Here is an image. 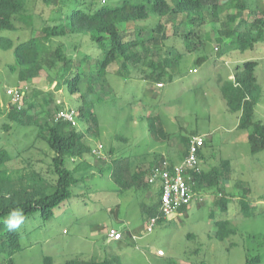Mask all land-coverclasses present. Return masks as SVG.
I'll return each instance as SVG.
<instances>
[{"label": "rangeland", "instance_id": "374dc122", "mask_svg": "<svg viewBox=\"0 0 264 264\" xmlns=\"http://www.w3.org/2000/svg\"><path fill=\"white\" fill-rule=\"evenodd\" d=\"M99 1L111 5L122 2ZM260 1L264 5V0ZM27 2L26 14L32 16L29 29L15 34L0 30V37L42 35L41 29L50 22L53 9L44 0ZM219 3L222 10L218 20L209 18L203 24L183 25L178 30L179 21L186 19L184 14L150 17L120 26L126 40L142 37L151 48L154 41L150 40V29L164 27L160 35H167L163 41L170 46L172 62L161 82L144 76L153 71L151 60L157 66L166 56L164 44L157 55L150 54L137 65H109L105 76L99 78L104 52L88 33L50 39L46 57L50 58L55 47H63L73 59L71 76L83 73V97L69 93L62 79L63 70L57 65L46 66L40 74L21 80L18 71L10 68L15 62L13 50L0 44V148L11 156L4 166L7 178L0 179V196L20 197L35 188L47 192L55 189V153L40 133L47 132L58 110H77L84 98L93 106L99 123L95 126L91 121L78 120L76 128L85 135L84 145L99 150L101 155L85 152L83 158H78L67 154L66 166L70 169H77L82 159L81 167L89 166L74 171L80 181L72 186V195L54 208L50 219H43L39 212L24 219L18 228L20 247L13 254L16 264H47L46 258L52 259L51 264H65L68 260L99 261L106 257L112 264H246L256 255H261V262L256 264H264V150L252 152L248 136L253 128L239 127L241 112L230 110L222 95V87L234 78L235 68L244 61L256 60L261 96L253 119L264 124V34L244 49L234 40L235 33L218 41L222 29L242 33L247 27L248 11L255 9V0H247L243 13L233 7L232 0ZM192 31L199 33V37L193 34L192 40H200L201 46L188 52L187 40L176 34ZM179 52L183 56L176 63ZM12 87L25 91L20 101L25 109L22 116L32 117L38 124L19 122V114L13 110L17 102L8 92ZM153 122L158 131L152 129ZM196 134L205 139L202 169L220 170V194L217 187L204 184L191 204L169 218L159 219L148 231L159 186L147 182L121 188L111 177L114 161L128 157L134 170L142 167L149 171L160 157L180 160L187 148L181 138ZM223 160L228 161V167ZM217 196L227 204L226 209L217 204ZM226 219L236 232L221 240L215 236L216 222ZM111 228L123 232V238L110 241ZM0 264H7L3 252Z\"/></svg>", "mask_w": 264, "mask_h": 264}, {"label": "trees", "instance_id": "16d2710c", "mask_svg": "<svg viewBox=\"0 0 264 264\" xmlns=\"http://www.w3.org/2000/svg\"><path fill=\"white\" fill-rule=\"evenodd\" d=\"M27 1L0 0V30H10L15 34L16 32L29 29L32 25V16L26 14ZM44 2L53 9V16L50 22L42 27L41 36L27 38H19L16 35L13 37H0V44L5 49L13 50L15 62L10 65V68L14 72L18 71L21 80H27L30 76L33 77L40 74L41 70L45 69L46 66L55 67L57 65L60 66V70H63L62 79L67 84V89L71 94H80L82 91L83 73L79 71L71 76V70L74 67L73 59L65 54L62 46L55 47L49 54L50 58L46 57V54L50 50L47 49V42L53 37L88 33L90 39L96 42L104 52V58L100 61L101 70L97 74L99 78L105 76L109 65L117 62L122 67H125L129 62L137 65L148 55H157L164 44L166 56L157 66H154V62L151 60L149 65L153 68V71L144 76V78L156 79L157 82H161V77L169 71L172 62L169 59L172 55L168 49L170 46L163 41L167 35L165 32L160 35L164 27L158 25L150 29V34H152L150 40L154 41L153 48H151L145 44L142 37L126 40L121 33L120 26L146 21L150 17L156 19L167 15L184 14L186 19L179 21V25L176 28L178 30L183 25L203 24L209 18L211 21L218 20L219 12L222 10L219 0H122L117 5H111L109 1L108 3L98 2V0H44ZM231 4L237 8L238 12L242 13L248 7L247 0H232ZM93 5L96 6L92 9ZM253 5L255 9L248 11L247 27L242 33L237 32L236 29L234 31H231L232 29H222L219 32L217 40L222 41V38L226 35L233 37L235 33L236 39L234 40L241 42V48L244 49L247 44L252 43L253 45L257 40L261 39L264 34V5L260 0H255ZM153 31H158V33H151ZM195 33V31H192L188 34L184 32L176 34L183 36L187 40L186 51L188 52H192L201 46L200 40H192V35ZM196 35L199 37V33H196ZM249 38L251 41H248ZM176 55L175 61L177 63L178 59L183 56V53L179 52ZM256 65V60L244 61L241 67L235 68L233 72L234 78L222 87V95L230 110L241 112L239 127L250 126L253 128L248 136L253 153L264 150V124L256 122L253 119L254 107L261 96V89L255 75ZM83 95L84 93L80 94L81 97ZM92 109L93 106L83 98L82 104L77 108V121L81 119L85 122L91 121L95 126L99 125L98 119ZM13 110L19 114L17 118L21 124L25 125L31 122L38 124L34 118L29 117L26 119V117L22 116L25 115V109L22 107H16ZM151 125L152 129L156 131V124L153 122ZM5 128L8 130L9 126ZM40 135L55 153L52 157L54 172L57 176L55 189L47 192L44 188H35L31 194L25 196H0V230H2L0 235V252H3L7 258V264H16L13 254L20 247L18 229L10 230L4 224V220L8 218L9 213L16 208H20L25 218H28L34 212H39L43 219H50L53 216L54 208L72 195V186L80 181L74 175V171L80 169L83 159L77 169H70L66 166V159H69L67 154H71L70 157L74 156L78 158H83L85 152L95 154L89 145H84V133L78 131L69 122L63 120L55 121L47 126V132L44 135L42 133ZM181 139L188 146L190 137L183 136ZM203 148L204 146L199 151V157L202 161L204 158ZM186 154L187 148L182 152L180 160ZM165 159L167 158L160 157L154 166L161 164ZM10 160L11 156L8 151L5 148H0V179L7 178V170H4V166ZM167 161L171 165L175 163L172 158L167 159ZM223 165L228 167V161L223 160ZM150 170L146 171L142 167L134 170L130 159L128 157H121L114 161L111 177L121 188H128L133 184L142 186L147 182L149 183L148 174ZM219 174L220 170L217 167L208 171L202 169L201 173L195 174V189L199 190L204 184H207L210 187H217L219 193ZM160 196L161 192L158 190L156 208L150 212L149 220L159 213ZM262 198H264V194L261 196ZM216 202L217 204L220 203L222 209L227 208V204L219 201L218 196L216 197ZM159 219H164V217H160ZM216 227L215 236L221 240L236 232V227L228 219L217 221ZM45 261L47 264L52 263V259L50 258H46ZM112 262L111 259L106 257L99 261L68 260L65 264H112ZM260 262L261 255H256L248 259L246 264Z\"/></svg>", "mask_w": 264, "mask_h": 264}, {"label": "built area", "instance_id": "2783aa9c", "mask_svg": "<svg viewBox=\"0 0 264 264\" xmlns=\"http://www.w3.org/2000/svg\"><path fill=\"white\" fill-rule=\"evenodd\" d=\"M162 86V83H158ZM8 92L12 95V100L17 102V107L20 108L24 90L20 87L8 88ZM77 110L75 108H62L57 111L53 118V122L63 120L69 122L76 127ZM205 139L202 135H192L187 146L186 156L179 162L170 164L165 159L161 164L154 166L149 174V183L158 184L161 190L159 213L150 219L147 226L148 231L152 230L160 217L169 218L176 214L182 207L191 204L198 190L195 189L196 177L195 174L202 172V159L199 157V151L204 146ZM97 155L100 151L93 149ZM123 238V233L115 228L108 231V239L120 240ZM159 254H163L162 250H158Z\"/></svg>", "mask_w": 264, "mask_h": 264}, {"label": "clouds", "instance_id": "9594fccd", "mask_svg": "<svg viewBox=\"0 0 264 264\" xmlns=\"http://www.w3.org/2000/svg\"><path fill=\"white\" fill-rule=\"evenodd\" d=\"M205 145V144H204ZM181 161V160H180ZM179 162V161H177ZM151 184V183H150ZM159 191L161 192L160 188H158ZM161 198V196H160ZM188 206V205H187ZM185 207V206H184ZM160 208V207H159ZM183 208V207H182ZM157 215V214H156ZM152 218V217H151ZM24 215L22 212V209L20 208H16L14 210H12L9 215L8 218L6 220H4V224L8 227V229L10 230H15L20 228V226L24 223ZM109 231V230H108ZM123 233V232H122ZM124 236V233H123ZM121 240V239H120Z\"/></svg>", "mask_w": 264, "mask_h": 264}, {"label": "crops", "instance_id": "0c3cea01", "mask_svg": "<svg viewBox=\"0 0 264 264\" xmlns=\"http://www.w3.org/2000/svg\"><path fill=\"white\" fill-rule=\"evenodd\" d=\"M232 76V75H231ZM179 161V160H178ZM176 162V161H175ZM159 188V187H158ZM159 190V189H158Z\"/></svg>", "mask_w": 264, "mask_h": 264}]
</instances>
